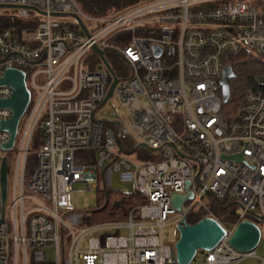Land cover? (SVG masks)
<instances>
[{"label":"built area","instance_id":"built-area-1","mask_svg":"<svg viewBox=\"0 0 264 264\" xmlns=\"http://www.w3.org/2000/svg\"><path fill=\"white\" fill-rule=\"evenodd\" d=\"M0 5L17 6L4 10L27 24L0 33V79L8 69L22 71L31 92L9 151L1 124L13 112L0 108V264H179L164 244V228L200 212L216 219L207 198L240 211L227 237L190 264H240L257 256L235 249L230 238L242 222H264V82L246 90L230 121L222 115L221 81L241 52L264 61V0H140L100 16L76 0ZM115 79L113 97L125 116L115 112L109 121L101 112ZM12 94L0 86V100ZM131 142L156 149L157 160L130 153ZM89 152L93 163H78ZM10 156L3 206L1 171ZM112 172L147 204L125 220L86 224L92 213L78 212L72 193L78 185L98 190L100 176L105 183ZM189 191L193 198L178 211L173 196Z\"/></svg>","mask_w":264,"mask_h":264},{"label":"water","instance_id":"water-1","mask_svg":"<svg viewBox=\"0 0 264 264\" xmlns=\"http://www.w3.org/2000/svg\"><path fill=\"white\" fill-rule=\"evenodd\" d=\"M16 8L18 7L0 5V10ZM32 10L37 9L32 8ZM60 15L64 14H55V16ZM72 16L79 22L85 33L88 34V31L80 17L77 15ZM93 50L100 56L106 67L109 69L110 73L115 75L112 68L105 59L104 51L100 50L98 46H94ZM234 77L235 74L233 68L231 66H227L221 81L224 104H227L230 100L231 88L229 80ZM117 83L118 80L115 79L112 86L110 87L106 98L107 100L113 97L114 89ZM0 86H9L13 91V94L9 99L0 100V108H8L13 112L12 118L2 122L1 124V129L10 134L9 142L4 145V149L9 151L14 147L20 121L26 113L31 102V92L27 87L25 73L16 69H8L6 71L5 76L0 79ZM171 146L176 149L174 144H171ZM139 148H146L151 152H157L156 149H152L146 144H140ZM178 154L185 157L180 152ZM232 160L241 161V158L235 157L232 158ZM190 185L191 184L188 183L187 187L189 188ZM8 186L9 163L8 159L5 158L1 171V198L3 206L6 204L8 198ZM192 198L193 193L189 191L188 195H174L172 198V203L174 208L180 211L184 202ZM178 229L180 232V239L176 244L175 253L177 262L179 264H190L195 259L198 251H212L228 235L226 227L223 226L218 220L210 217H206L194 225L189 224L183 219L179 222ZM261 238L262 232L259 226L253 222L246 221L239 224V226L236 228L230 238V244L239 251L251 252L258 248Z\"/></svg>","mask_w":264,"mask_h":264},{"label":"trees","instance_id":"trees-1","mask_svg":"<svg viewBox=\"0 0 264 264\" xmlns=\"http://www.w3.org/2000/svg\"><path fill=\"white\" fill-rule=\"evenodd\" d=\"M76 1L80 4L84 12L94 16L104 15L111 9L125 11L135 7L140 2V0ZM13 28H27V24L17 20L9 12L0 11V33ZM110 56L111 54H107L108 60H110ZM91 57L96 62H99L98 56L92 55ZM228 65L233 68L235 77L229 80L231 97L229 102L223 106L222 115L231 121L237 117L238 108L245 99L246 90L255 86L259 77H264V61L258 56L244 51L233 56L229 60ZM131 144L132 146L134 145L133 142H131ZM131 152H139L145 160L156 161L158 158L156 153L150 152L144 148H137V145L130 149V153ZM80 154L78 163H93L95 156L93 152ZM83 156H86V159H82ZM34 160L35 159H32V161ZM97 192L99 202L98 207L92 211H88L89 213H92L93 218L91 220L88 219L86 224L102 221L125 220L136 208L147 204V200L136 192L124 193L108 190L105 186L103 175L100 176ZM209 206L210 213L213 214L223 226L229 227L236 223L237 215L234 213V204H231L228 201L219 202L211 199ZM207 216L208 213L206 212L190 214L187 217V222L194 225ZM256 223L258 225L257 221Z\"/></svg>","mask_w":264,"mask_h":264},{"label":"rangeland","instance_id":"rangeland-1","mask_svg":"<svg viewBox=\"0 0 264 264\" xmlns=\"http://www.w3.org/2000/svg\"><path fill=\"white\" fill-rule=\"evenodd\" d=\"M0 11H6V10H0ZM8 12V11H7ZM122 71L124 73H129L130 70L127 66L121 67ZM258 83H263L264 78L259 77L257 79ZM117 112L122 116H125V112L122 110V108L118 105V100L117 98L113 97L111 98L107 104L103 107V110L101 112V115L103 119L105 120H112L113 114ZM23 121V118H22ZM125 124L129 128V118L125 117ZM133 136L136 138L137 141H139L138 137L133 134ZM137 154L139 152H136ZM136 155V154H135ZM12 164L13 161L11 159V156L9 157V173L11 175L12 173ZM105 185L108 188V190H114V191H120L124 193H134L135 189L132 183L129 182H124L122 181V178L119 174H116L114 172L107 174L106 179H105ZM75 192L72 193V203L73 205L77 208L78 212H88L92 211L93 209L98 207V192L96 189L89 191L87 190L86 186L83 185H78L76 187ZM81 190V191H78ZM211 198H207L205 200V203L210 205ZM240 211L239 206L234 205V213L237 215ZM172 219V217H170ZM259 228L262 231V240L256 249L257 256L248 258L243 260L240 264H262V259L264 258V222L257 220ZM179 221L176 219L170 220L163 231V241L166 246H170L171 248L175 249L176 244L178 243L180 239V232L178 229ZM48 256L50 259L54 257V254L52 251L48 252Z\"/></svg>","mask_w":264,"mask_h":264}]
</instances>
